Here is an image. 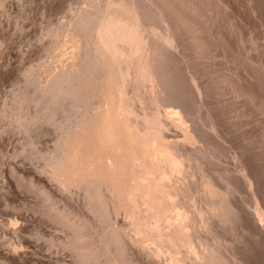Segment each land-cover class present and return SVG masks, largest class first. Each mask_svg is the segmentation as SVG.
<instances>
[{"label":"rangeland","instance_id":"obj_1","mask_svg":"<svg viewBox=\"0 0 264 264\" xmlns=\"http://www.w3.org/2000/svg\"><path fill=\"white\" fill-rule=\"evenodd\" d=\"M154 2L178 43L161 59L164 97L181 105L203 140L196 153L188 146L183 152L186 158L194 154L195 178L204 175L212 189L200 192L194 184V199L183 210L204 215L206 260L211 255L219 264H264V229L253 214L254 196L264 207V0ZM84 4L0 0V264H85L77 236L86 251L104 237L107 223L89 197L92 187L65 184L49 166L61 128L24 76L46 59L49 33ZM22 94L27 99L20 102ZM64 109L69 112V105L56 110L58 121ZM117 213L113 222H130L124 209ZM74 225L81 228L73 231ZM132 247L127 255L134 263L161 264Z\"/></svg>","mask_w":264,"mask_h":264},{"label":"bare ground","instance_id":"obj_2","mask_svg":"<svg viewBox=\"0 0 264 264\" xmlns=\"http://www.w3.org/2000/svg\"><path fill=\"white\" fill-rule=\"evenodd\" d=\"M154 4L86 0L49 33L46 59L24 73L35 100L61 128L58 151L49 162L53 174L69 185L87 182L89 197L107 223L95 250L86 251L77 236L75 247L85 264L102 258L136 264L128 258L130 246L161 264H219L211 255L205 259L204 215L183 210L194 199V184L200 192L212 189L191 168L203 140L181 105L164 97L163 52L178 43L171 22ZM67 104L70 111L64 109L58 121L56 110ZM187 146L194 151L190 156L187 150L188 158ZM254 197L253 214L264 229V207ZM121 209L129 216L128 228L129 223L112 221Z\"/></svg>","mask_w":264,"mask_h":264}]
</instances>
